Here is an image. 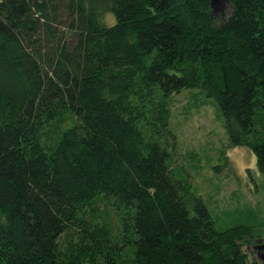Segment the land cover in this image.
<instances>
[{"label":"trees","instance_id":"1","mask_svg":"<svg viewBox=\"0 0 264 264\" xmlns=\"http://www.w3.org/2000/svg\"><path fill=\"white\" fill-rule=\"evenodd\" d=\"M226 1L0 0V264H264L173 166L192 89L264 174V0Z\"/></svg>","mask_w":264,"mask_h":264},{"label":"rangeland","instance_id":"2","mask_svg":"<svg viewBox=\"0 0 264 264\" xmlns=\"http://www.w3.org/2000/svg\"><path fill=\"white\" fill-rule=\"evenodd\" d=\"M218 3L217 13L230 11L226 0ZM181 92L174 98V124L171 121L179 135L173 166L191 173L192 189L205 199L217 228L250 226L261 237L251 248L256 257H264V174L256 155L247 146L228 147L216 106L204 104L199 90Z\"/></svg>","mask_w":264,"mask_h":264},{"label":"clouds","instance_id":"3","mask_svg":"<svg viewBox=\"0 0 264 264\" xmlns=\"http://www.w3.org/2000/svg\"><path fill=\"white\" fill-rule=\"evenodd\" d=\"M107 19L109 21V26H112L115 24V18L112 16L111 13L108 14Z\"/></svg>","mask_w":264,"mask_h":264},{"label":"water","instance_id":"4","mask_svg":"<svg viewBox=\"0 0 264 264\" xmlns=\"http://www.w3.org/2000/svg\"><path fill=\"white\" fill-rule=\"evenodd\" d=\"M216 0H211V3H213V5L215 4Z\"/></svg>","mask_w":264,"mask_h":264},{"label":"flooded vegetation","instance_id":"5","mask_svg":"<svg viewBox=\"0 0 264 264\" xmlns=\"http://www.w3.org/2000/svg\"><path fill=\"white\" fill-rule=\"evenodd\" d=\"M262 258L264 259V257L262 256Z\"/></svg>","mask_w":264,"mask_h":264}]
</instances>
